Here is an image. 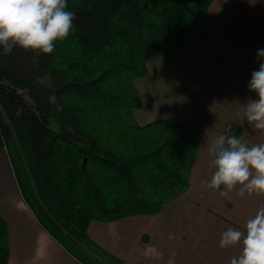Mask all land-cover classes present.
Instances as JSON below:
<instances>
[{"label":"trees","instance_id":"trees-1","mask_svg":"<svg viewBox=\"0 0 264 264\" xmlns=\"http://www.w3.org/2000/svg\"><path fill=\"white\" fill-rule=\"evenodd\" d=\"M212 1L67 0L73 31L51 54L0 56V152L41 227L81 264H125L90 238L92 220L155 215L188 188L201 124L137 123L134 80L152 56L178 61Z\"/></svg>","mask_w":264,"mask_h":264},{"label":"crops","instance_id":"crops-1","mask_svg":"<svg viewBox=\"0 0 264 264\" xmlns=\"http://www.w3.org/2000/svg\"><path fill=\"white\" fill-rule=\"evenodd\" d=\"M259 49H264V0H213L175 64L160 55L147 61L146 75L134 80L142 100L134 112L136 122L201 124L189 185L155 215L92 220L87 228L90 238L125 264H229L238 254V248H219L221 234L229 228L242 230L264 207V196L241 197L234 190L221 197L202 181H210L214 172L207 156L214 136L236 135L249 145L264 143V133L241 121L242 106L255 98L248 83L261 62ZM3 151L0 216L8 228L7 264H81L41 227L24 202Z\"/></svg>","mask_w":264,"mask_h":264},{"label":"clouds","instance_id":"clouds-1","mask_svg":"<svg viewBox=\"0 0 264 264\" xmlns=\"http://www.w3.org/2000/svg\"><path fill=\"white\" fill-rule=\"evenodd\" d=\"M67 9V0H0V56L16 48L35 56L51 54L56 42H63L73 31L74 13ZM256 55L261 62L248 83L255 98L248 99L238 115L242 123L264 133V49ZM207 156L214 169L210 181H202L208 189L221 197L234 190L241 197L264 196V143L249 145L236 135L221 134L208 142ZM219 248H238L229 264H264V207L247 219L242 230L224 231Z\"/></svg>","mask_w":264,"mask_h":264},{"label":"rangeland","instance_id":"rangeland-1","mask_svg":"<svg viewBox=\"0 0 264 264\" xmlns=\"http://www.w3.org/2000/svg\"><path fill=\"white\" fill-rule=\"evenodd\" d=\"M0 155H3V156H1V158H0V160H1L3 157H5V155H6V154H5V152H4V151H1V152H0ZM4 159H6V160H7V156H6V158H4ZM7 161H8V160H7Z\"/></svg>","mask_w":264,"mask_h":264}]
</instances>
